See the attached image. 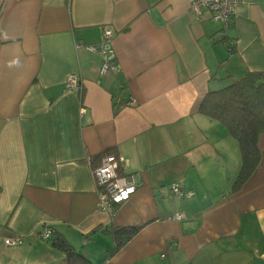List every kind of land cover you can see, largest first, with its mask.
I'll return each mask as SVG.
<instances>
[{"label": "crops", "instance_id": "crops-1", "mask_svg": "<svg viewBox=\"0 0 264 264\" xmlns=\"http://www.w3.org/2000/svg\"><path fill=\"white\" fill-rule=\"evenodd\" d=\"M190 2L0 6V264H62L47 229L91 264H264V133L234 190L238 144L200 111L209 92L264 74V0H241L227 28ZM105 30L118 71L101 75L87 48ZM107 155L137 186L115 216L92 176ZM131 227L117 247L114 231Z\"/></svg>", "mask_w": 264, "mask_h": 264}, {"label": "trees", "instance_id": "trees-1", "mask_svg": "<svg viewBox=\"0 0 264 264\" xmlns=\"http://www.w3.org/2000/svg\"><path fill=\"white\" fill-rule=\"evenodd\" d=\"M200 111L206 118L225 127L238 144L241 168L234 183L236 190L253 174L260 161L258 139L264 133V74L250 73L220 90L209 92ZM137 231V227L115 230L117 247L130 240ZM48 240L63 254L62 264H91L65 240L53 234Z\"/></svg>", "mask_w": 264, "mask_h": 264}, {"label": "built area", "instance_id": "built-area-1", "mask_svg": "<svg viewBox=\"0 0 264 264\" xmlns=\"http://www.w3.org/2000/svg\"><path fill=\"white\" fill-rule=\"evenodd\" d=\"M241 0H191L190 9L195 14L201 10L209 12L211 19L227 28L235 15L237 5ZM112 32L105 30L102 33L100 43L95 47H88L90 53H97L101 57L99 73H116L118 66L115 64L111 51ZM80 86L76 75H70L66 82L67 90L78 89ZM128 106H134V102L127 103ZM122 158L113 155L104 156L100 164L93 168L92 176L98 195V208L102 212L115 216L117 208L127 202L136 192L137 186L132 174L119 173L122 167ZM170 191L178 198H190L194 195L191 191H182L177 185H172ZM181 215H175L176 221L181 220ZM51 230H45L42 239H48L51 236ZM19 240H5L4 243L9 246H16Z\"/></svg>", "mask_w": 264, "mask_h": 264}, {"label": "rangeland", "instance_id": "rangeland-1", "mask_svg": "<svg viewBox=\"0 0 264 264\" xmlns=\"http://www.w3.org/2000/svg\"><path fill=\"white\" fill-rule=\"evenodd\" d=\"M5 0H0V6L3 4V2H4ZM223 87H225V86H223ZM225 128V127H224Z\"/></svg>", "mask_w": 264, "mask_h": 264}]
</instances>
